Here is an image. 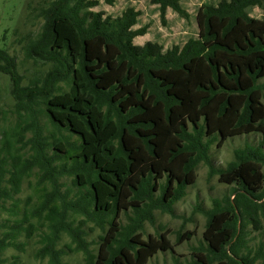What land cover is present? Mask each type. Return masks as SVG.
<instances>
[{
  "label": "trees",
  "instance_id": "16d2710c",
  "mask_svg": "<svg viewBox=\"0 0 264 264\" xmlns=\"http://www.w3.org/2000/svg\"><path fill=\"white\" fill-rule=\"evenodd\" d=\"M151 3L163 18L169 9L189 18L182 0ZM100 4L52 0L39 10L41 30L24 50L46 69L28 85L0 47V72L9 75L18 108L12 129L0 130V204L14 201L19 217L16 197L27 179L36 180L31 206L6 236L12 242L43 230L42 252L53 264H62L56 247L64 233L86 264H148L190 240L178 235L173 244L165 226L143 238L157 212L185 220L176 205L206 165L231 189L209 208L197 203L204 242L187 264H264V242L253 244L249 231L264 233V19L252 16L264 11V0L204 5L198 36L167 50L160 41L136 44L149 32L137 28L140 11L113 17L94 11ZM253 135L261 141H246L227 167L215 166L214 146ZM67 177L74 197L63 191ZM71 215L103 229L99 253L68 223ZM7 246L0 239V253Z\"/></svg>",
  "mask_w": 264,
  "mask_h": 264
},
{
  "label": "rangeland",
  "instance_id": "374dc122",
  "mask_svg": "<svg viewBox=\"0 0 264 264\" xmlns=\"http://www.w3.org/2000/svg\"><path fill=\"white\" fill-rule=\"evenodd\" d=\"M52 0H0V47L9 50L10 54L17 60V69L23 78V85H28L31 80L44 72L46 67L41 62H34L25 55L24 47L32 37L41 30L43 20L38 16L39 10ZM221 0H182V5L188 13L189 18L181 17L174 10L169 9L162 17L159 6L153 5L151 0H116L113 6L100 0L101 4L94 9L96 12H104L107 15L117 17L128 8H134L142 13L137 28L148 27L149 32L144 37L136 39V44L145 45L150 41H160L165 49H171L173 46H183L190 38L198 36L197 15L204 5H217ZM256 19H264V11L256 8L252 12ZM264 83V80L261 81ZM43 107V105H42ZM17 102L12 93V81L9 75L0 72V130H11L18 120ZM42 124L46 130H52L47 118L42 116ZM73 142L76 141L72 139ZM247 142L257 144L261 141L260 135L240 137L230 140L221 148L214 146L212 158L215 166L227 167L228 163L234 159V151L237 148L245 146ZM64 183L63 191L70 192L71 196L78 194V189L74 187L73 177H67L62 180ZM35 178L27 179L23 185V191L16 199H20L19 217L12 214L14 201L2 202L0 208V239L8 245L0 253V264H14V258H19V264H53L51 258L44 256L42 249L43 230L32 232L33 237L29 238L24 232L18 240L10 241L6 234L12 233L14 222L23 217L25 209L31 206L28 199L33 194V185ZM231 187L219 183L218 176L212 175L206 165H201L198 170L197 184L190 188L183 201L177 203L176 212L184 215V219L173 218L168 214L156 213V225L147 224L146 233L143 239L149 235L155 237L160 231V227H166L168 239L175 244L178 235L190 238L175 247V254L171 252H159L149 260L148 264H175V259L181 263L187 264L192 259L194 249H198L204 242V232L206 218L204 215L194 212L197 203H202L205 208L211 207L213 199L221 198L229 193ZM11 223H8V222ZM68 223L72 224L74 229L81 228L85 232V238L89 248L99 253L102 248L99 241L100 236L104 235L103 229L93 222L88 221L83 216L71 215ZM45 231V229H44ZM251 238H254L253 244L259 241L264 242V233L249 229ZM110 232V231H109ZM191 232L195 235L188 236ZM167 234V233H166ZM56 250L62 251V264H86L83 252L77 250L72 238L68 234H63L61 241L57 244Z\"/></svg>",
  "mask_w": 264,
  "mask_h": 264
}]
</instances>
